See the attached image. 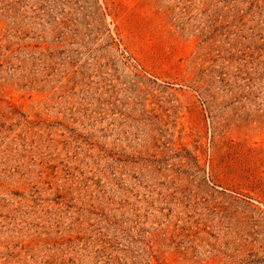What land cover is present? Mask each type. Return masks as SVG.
Segmentation results:
<instances>
[{"label":"rangeland","instance_id":"obj_1","mask_svg":"<svg viewBox=\"0 0 264 264\" xmlns=\"http://www.w3.org/2000/svg\"><path fill=\"white\" fill-rule=\"evenodd\" d=\"M0 264H264V0H0Z\"/></svg>","mask_w":264,"mask_h":264}]
</instances>
